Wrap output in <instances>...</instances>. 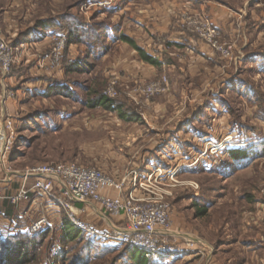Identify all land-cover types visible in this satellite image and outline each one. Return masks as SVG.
I'll return each mask as SVG.
<instances>
[{"label":"rangeland","instance_id":"374dc122","mask_svg":"<svg viewBox=\"0 0 264 264\" xmlns=\"http://www.w3.org/2000/svg\"><path fill=\"white\" fill-rule=\"evenodd\" d=\"M221 1L234 8L240 23L245 14H255L258 20L247 24L258 27L260 40L248 34L254 46L247 55L260 56L240 62L245 40L238 47L232 43L226 54L215 49L228 59L227 75L219 74L223 63L218 61L200 72L206 79L211 76L209 87L204 81L188 87L181 78L174 89L168 81L164 93L147 96L137 89L159 80L146 79L148 70L140 67L129 83L124 64L141 60L116 44L121 24L119 17L111 23L110 0H0V38L12 57L8 69L0 64V123L13 120L17 129L5 165L0 154V179L8 170L23 174L65 162L126 174L133 169L127 161L128 140L165 130L150 136L158 144L148 157L154 162L144 166L142 176L164 171L160 188L174 194L169 198L171 233L166 253L147 264H264V0ZM41 20L53 21L47 31L51 42L66 37L61 66L54 71L47 65L36 70L32 42L22 43L30 29L38 31L34 26ZM69 36L82 43L68 45ZM73 64L79 68L72 70ZM113 80L118 83L111 100L136 115V122L88 105L105 96ZM51 86H62L61 95L49 94ZM223 145L245 149L249 156L235 161L225 150L214 151L213 146ZM146 147L141 146L142 154ZM80 219L102 237L81 233L70 240L62 227H53L37 240L26 264H138L129 247L108 242L104 235L112 230L96 214L89 211ZM110 219L121 221L119 216ZM23 235L31 236L27 231ZM6 244H0L3 258L11 252L12 245Z\"/></svg>","mask_w":264,"mask_h":264},{"label":"built area","instance_id":"2783aa9c","mask_svg":"<svg viewBox=\"0 0 264 264\" xmlns=\"http://www.w3.org/2000/svg\"><path fill=\"white\" fill-rule=\"evenodd\" d=\"M186 24L195 27L199 35L214 49L227 53L219 42V32L212 28L210 23L189 17L186 18ZM65 47L66 37L52 42V53L47 63L49 70L60 68ZM8 50V45L0 38V64L3 69H8L12 62ZM117 83V80H113L106 90L105 96L109 99L116 96ZM167 85L168 80L164 77L157 82L139 87L137 91L153 96L164 93ZM16 134L17 129L13 120L4 119L0 123V154L4 165L13 150ZM228 140L229 144L233 139L229 138L226 141ZM220 147L213 146V149L217 153L233 146ZM142 172V168L134 169L121 178H115L102 169L71 162L36 166L23 174L8 170L0 183L9 186L16 177L20 178L22 183L16 190L0 194V200L7 201L15 208L26 205H29V209L34 206L43 207L47 212L60 214L61 218L66 216L83 233L97 237H102L103 234L81 221L80 216L84 210L80 205L100 206L105 215L119 216L127 225L115 227L110 232L106 231L104 237L108 242L135 248L143 252L146 259L151 260L168 250L166 242L171 233L172 214L169 198L174 194L160 188L164 184L162 179L164 171L161 168L154 169L145 176H142ZM171 176L174 178V173ZM109 190L117 192L118 196L105 195L104 192ZM52 228L50 218L43 214L30 222L26 226V231L40 234Z\"/></svg>","mask_w":264,"mask_h":264},{"label":"crops","instance_id":"0c3cea01","mask_svg":"<svg viewBox=\"0 0 264 264\" xmlns=\"http://www.w3.org/2000/svg\"><path fill=\"white\" fill-rule=\"evenodd\" d=\"M109 5L113 14L111 23H115V18L119 17V23L121 24L116 44L131 54H137L127 43L122 41L121 37L126 36L134 40L139 47L143 48L161 64L160 67H156L146 63L139 55L141 62L137 61L134 65L124 64L129 71V75H126V77L131 84L134 81V76L138 75L137 70L140 67L148 70L146 79L156 77V80H161L165 77L173 89L178 85L181 78L186 80L188 87L196 86L198 82L202 83V81H204L205 86L209 87L211 81H213L210 80L211 76L206 79V74H200V72L207 67L211 69L212 65L218 66L220 63L218 61L223 63L218 68L219 74L227 75L228 68L225 63L228 64V59L224 58L221 52H217L206 44L195 27L185 25L186 18L189 17L210 22L214 28L219 30V42L224 49L233 48L232 43H237L238 47V43L241 40H245V42H242V44H245L241 46L242 48H239L242 55L241 63H246L247 59H257V56H260L253 54L251 57L247 55L249 47L252 48L254 46L252 42L249 43L248 34L255 33L257 41L260 40L258 27L255 26L250 29L247 24L249 21L258 20L255 18V14H245L243 22L240 23L241 21L238 20L239 17L235 13L234 8L227 2H222L221 0H110ZM109 26L113 27L112 24ZM37 32H39L40 37L36 36L35 39L30 41L32 43L29 44L33 47L34 52H37L35 62H37L38 66L35 69L38 70L39 66H42L44 71L51 56V34L43 30L34 31V33ZM247 41L248 44L246 43ZM24 42L28 43L27 41L22 43ZM244 63L241 65L242 70H245V67H243ZM167 71L169 72L168 77L165 75ZM262 75H264V71ZM225 84L223 83L222 85L225 86ZM261 95L264 97L263 92L260 97ZM157 131L149 130L143 134L142 138L139 135L128 140L126 145L129 147L128 152L131 157L127 161L132 165L133 169L131 170L140 168L144 170V166L154 162L153 159L148 157L152 150L156 149L158 140L150 136L152 133L161 136L165 130L158 129ZM142 145L147 146L145 149L146 153H143L144 156L140 151ZM106 173L115 178H121L125 175V173L113 174L107 171ZM21 183L22 180L17 177L14 178V181L9 186L0 183V194L16 190ZM104 193L110 197L118 196V193L113 190ZM80 207L84 210L83 214L89 211L93 212L110 229L127 226L123 222V218L119 222L112 221L109 216L104 214L100 206H84V204H81ZM23 214H25L24 217ZM43 214L50 218L53 227H63V220L58 213L47 212L43 207L36 208L34 206L29 209V205L15 208L7 201L0 200V236L8 238L19 233H25L26 226Z\"/></svg>","mask_w":264,"mask_h":264},{"label":"trees","instance_id":"16d2710c","mask_svg":"<svg viewBox=\"0 0 264 264\" xmlns=\"http://www.w3.org/2000/svg\"><path fill=\"white\" fill-rule=\"evenodd\" d=\"M63 23L65 25H67L65 22H63ZM52 24H53V21H51V20H41L34 27L38 30L51 31ZM101 29H102V27L100 28V30ZM33 32L34 31L32 29H30L26 33V35L24 36L23 41H31V40L35 39ZM69 37L70 38L68 40V45L73 44L74 42H76V43L81 42L80 39L75 40L71 36H69ZM121 39L123 42L127 43L135 52H137L139 57L144 62L149 63L151 65H154L156 67L161 66V64L157 60H155L153 57H151L143 48L139 47L134 40H132L126 36H122ZM70 66L72 67L71 68L72 70L79 68V66L77 64H73ZM60 87H62V86H56V87L51 86L49 88V94L56 93L58 95H61L62 92H61V90H59ZM88 105L93 107V108L100 107V108L106 109L107 111L116 112L119 114V117L122 120L127 121V122H130V121L136 122L138 120L136 115L128 114L125 111L123 112V108L121 105H117V103L114 100H111L108 97L103 96V95L99 96L98 98H96L94 100H90V103H88ZM244 151H246V150L245 149L232 150V148H229V149L225 150L224 154H226L227 156L230 155L232 160L242 161L243 159H247V157L249 156ZM205 213H206L205 210L200 212L201 215H204ZM62 220H63V227L62 228H63V233H64L65 238H68L70 240H74L77 237H79L81 233H83L76 226H74L66 216H64ZM44 235H45V233L43 232L40 234H31V236H28V237L23 235V233L13 235V236H10L8 238H2L0 236V244L1 245H4L6 243L7 244L5 245V247L7 245H12L10 248V250H11V252L9 253L10 255L8 254L5 258H3L4 253L0 252V264H26V263H29L30 262V259L28 258L29 254L31 253V251L33 250L35 245L38 244L37 240L40 238H43ZM37 236H40V237L37 238ZM129 248L132 251L133 258L138 262V264H147L148 260L145 258L143 252H141L135 248H132V247H129ZM138 254H140L139 258H137Z\"/></svg>","mask_w":264,"mask_h":264},{"label":"bare ground","instance_id":"6f19581e","mask_svg":"<svg viewBox=\"0 0 264 264\" xmlns=\"http://www.w3.org/2000/svg\"><path fill=\"white\" fill-rule=\"evenodd\" d=\"M213 154H216L215 152Z\"/></svg>","mask_w":264,"mask_h":264}]
</instances>
